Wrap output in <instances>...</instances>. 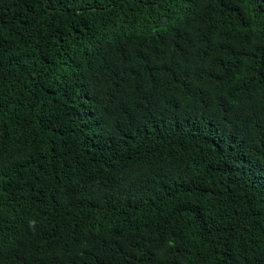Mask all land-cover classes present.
I'll use <instances>...</instances> for the list:
<instances>
[{"label":"trees","instance_id":"16d2710c","mask_svg":"<svg viewBox=\"0 0 264 264\" xmlns=\"http://www.w3.org/2000/svg\"><path fill=\"white\" fill-rule=\"evenodd\" d=\"M0 264H264V0H0Z\"/></svg>","mask_w":264,"mask_h":264}]
</instances>
